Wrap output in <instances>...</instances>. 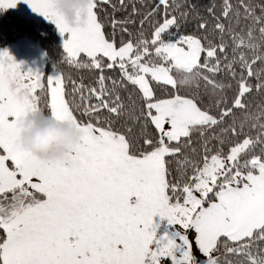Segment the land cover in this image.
Returning a JSON list of instances; mask_svg holds the SVG:
<instances>
[{
  "label": "snow or ice",
  "instance_id": "obj_1",
  "mask_svg": "<svg viewBox=\"0 0 264 264\" xmlns=\"http://www.w3.org/2000/svg\"><path fill=\"white\" fill-rule=\"evenodd\" d=\"M27 2L95 79L0 52V264H264V0ZM41 113L83 133L71 165L22 147Z\"/></svg>",
  "mask_w": 264,
  "mask_h": 264
},
{
  "label": "clouds",
  "instance_id": "obj_2",
  "mask_svg": "<svg viewBox=\"0 0 264 264\" xmlns=\"http://www.w3.org/2000/svg\"><path fill=\"white\" fill-rule=\"evenodd\" d=\"M56 10L71 27H82L92 0H54ZM193 82L196 77H189ZM22 147L44 160L72 164V152L80 144L83 133L72 123L41 113L21 119Z\"/></svg>",
  "mask_w": 264,
  "mask_h": 264
},
{
  "label": "trees",
  "instance_id": "obj_3",
  "mask_svg": "<svg viewBox=\"0 0 264 264\" xmlns=\"http://www.w3.org/2000/svg\"><path fill=\"white\" fill-rule=\"evenodd\" d=\"M147 2L151 3L152 0H147ZM179 2H183V0H179ZM211 2L213 0H196V3L201 6V11L204 6ZM22 38H29L43 47L46 57L45 75L56 71L54 65L57 64L65 76L71 75L73 79L83 76L85 83H93L95 77L87 71H76L69 68L68 65L60 63L63 42L55 25L45 22L38 23L7 9L0 8V47L13 44ZM190 81L195 83L192 80ZM123 125H127L129 128L133 127V124L128 122L127 118L122 119L117 127Z\"/></svg>",
  "mask_w": 264,
  "mask_h": 264
},
{
  "label": "rangeland",
  "instance_id": "obj_4",
  "mask_svg": "<svg viewBox=\"0 0 264 264\" xmlns=\"http://www.w3.org/2000/svg\"><path fill=\"white\" fill-rule=\"evenodd\" d=\"M6 9L38 23L45 22L48 24L55 25L54 22L48 20L43 14L35 11L31 7V5L27 2V0H18L15 6L8 7ZM60 36L63 42L65 37L62 36L61 34ZM4 51H7L15 59L17 63H20L24 70H28V69L39 70L45 74V64H46L45 51L38 42H35L29 38H22L13 44L0 47V52H4ZM55 73L56 71H53L50 72L48 75H54Z\"/></svg>",
  "mask_w": 264,
  "mask_h": 264
}]
</instances>
